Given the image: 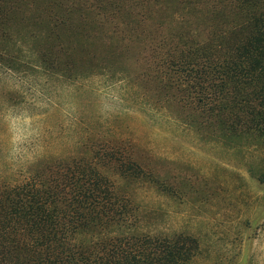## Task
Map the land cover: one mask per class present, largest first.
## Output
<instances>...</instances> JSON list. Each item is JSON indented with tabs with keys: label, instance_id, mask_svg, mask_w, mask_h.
<instances>
[{
	"label": "trees",
	"instance_id": "obj_1",
	"mask_svg": "<svg viewBox=\"0 0 264 264\" xmlns=\"http://www.w3.org/2000/svg\"><path fill=\"white\" fill-rule=\"evenodd\" d=\"M0 66L121 74L199 132L264 144V0H0ZM90 139L0 181V264H190L198 240L142 231L126 189L156 185L155 161Z\"/></svg>",
	"mask_w": 264,
	"mask_h": 264
},
{
	"label": "rangeland",
	"instance_id": "obj_2",
	"mask_svg": "<svg viewBox=\"0 0 264 264\" xmlns=\"http://www.w3.org/2000/svg\"><path fill=\"white\" fill-rule=\"evenodd\" d=\"M98 136L133 141L155 161L156 185H126L142 231L194 236L190 264H264V144L199 132L121 74L65 82L0 66L1 182L35 155L75 153Z\"/></svg>",
	"mask_w": 264,
	"mask_h": 264
}]
</instances>
